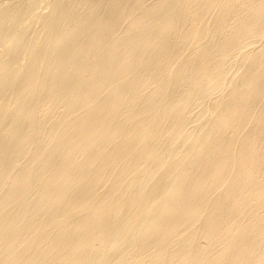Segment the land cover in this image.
Masks as SVG:
<instances>
[{"label": "bare ground", "instance_id": "obj_1", "mask_svg": "<svg viewBox=\"0 0 264 264\" xmlns=\"http://www.w3.org/2000/svg\"><path fill=\"white\" fill-rule=\"evenodd\" d=\"M0 264H264V0H0Z\"/></svg>", "mask_w": 264, "mask_h": 264}]
</instances>
